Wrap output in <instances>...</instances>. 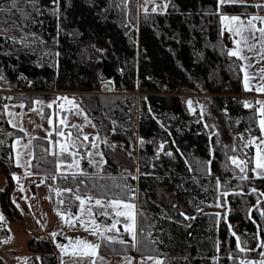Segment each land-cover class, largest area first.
<instances>
[{"label":"trees","instance_id":"1","mask_svg":"<svg viewBox=\"0 0 264 264\" xmlns=\"http://www.w3.org/2000/svg\"><path fill=\"white\" fill-rule=\"evenodd\" d=\"M137 11V0L0 6V84L14 92L9 98L0 92V172L7 179L0 207L8 220L20 213L11 199L21 170L12 141L22 131L8 123L4 104L28 94L76 92L116 141L101 144V172L86 159L82 172H59V154L40 136L33 139L31 172L59 190L49 191L65 202L63 210L75 207L76 192L135 200V243L103 239L101 251L160 257L161 264L256 258L257 226L264 237V176L253 175L250 162L233 161L245 154L243 140L259 131L256 96L245 89L220 16L264 13V4L168 0L164 9ZM107 83L139 94H77ZM194 91L205 94L201 115L182 96ZM87 98H94V109ZM218 202L227 209L219 211ZM6 230L0 220V233ZM27 247L39 253L34 264H59L47 237L29 238Z\"/></svg>","mask_w":264,"mask_h":264},{"label":"rangeland","instance_id":"2","mask_svg":"<svg viewBox=\"0 0 264 264\" xmlns=\"http://www.w3.org/2000/svg\"><path fill=\"white\" fill-rule=\"evenodd\" d=\"M57 1L0 0V6L12 4L38 8L56 6ZM236 1L249 0H234ZM137 2V13L141 14L147 10H154L156 7L164 9L168 0H137ZM218 2L233 1L218 0ZM247 32L248 35H252L251 30ZM254 39L241 43L238 51L241 52L243 49L246 53L251 50L252 45L256 47L257 42ZM256 58L255 63L246 67L249 69L250 78L253 77L258 84L255 90L258 93L255 104L259 131L243 140L245 154L242 155V159L236 157L233 161L237 164L242 162L245 165L250 162L253 175L264 176V82L262 83L264 57ZM102 86H105V89L79 91L77 94H86L89 97L107 93L139 94L137 90L128 92L114 90L112 84L111 89H107L106 84ZM0 92L7 95V98L14 93L2 84H0ZM254 92L248 95L254 96ZM72 93L58 92L44 96L38 95L34 98L29 97V94L24 95L23 103L33 99L25 105L23 111H17L15 108L22 101L6 102L9 118L18 126L11 125L22 131L20 137L13 139L14 145L12 141L15 160L20 161L22 168L14 174L11 199L20 213L15 220H8L0 207V220L7 229L6 233H0V260L6 264H34L33 259L35 258L39 261V253L28 249L27 240L42 236L47 237L53 243L58 255L66 256L67 253H71V258L74 256L78 258L61 259L63 264L76 261L81 263L85 261L87 255H93L94 264H101V258L104 259H102L103 264H132L133 257L128 254H108L101 252L97 247L101 239L135 243L137 209L134 199L92 196L76 192L74 194L77 199L75 207L63 210L65 202L51 199L49 191L50 189L55 192L59 190L53 185H46L41 174L24 169L30 158L31 141L34 137L40 136L48 139L50 150L59 154L57 166L59 172L78 173L86 170L82 164L84 159L88 160L94 172H101L104 162L101 144L112 146L116 141L110 134L111 131H106L108 128L106 124L93 120ZM182 96H185L189 111L198 110L200 115L203 113L204 103L201 97L205 94L194 91L183 93ZM93 100L87 98L86 104L94 109L95 100ZM209 133L212 134L213 131L210 130ZM246 151H252V155ZM132 175L136 176V174ZM6 181L5 175L0 172V189L5 187ZM219 193L226 195L227 191L220 190ZM217 207L219 211L223 208L227 209V205L221 202L217 203ZM257 230L258 226L256 233L254 232L258 239L254 249L257 250L258 256L256 258L243 256L239 259L241 264H264V237L260 236ZM210 259V264H217V256H212Z\"/></svg>","mask_w":264,"mask_h":264},{"label":"crops","instance_id":"3","mask_svg":"<svg viewBox=\"0 0 264 264\" xmlns=\"http://www.w3.org/2000/svg\"><path fill=\"white\" fill-rule=\"evenodd\" d=\"M231 1L234 2V0H231ZM241 3L264 4V0H253V1L249 0V1L241 2ZM220 22H221V26L223 30L231 38L230 39L231 41L230 51L239 58L241 69H242V75H243V84L245 86V89L255 91L258 87V84L254 81L253 77L250 78L251 77L250 72L247 67L255 63V61L257 60L256 57H264V13H254V14H249V15L227 14V13L221 14ZM248 30H251L252 32L251 36L248 35V32H247ZM253 38H255L254 40H256L257 42L256 47L252 45L251 50L246 53H244L243 49L241 50V52L238 51V47L241 43L247 42L248 40L253 41ZM263 82H264V78H262V83ZM254 93L255 95L258 96V93L256 91ZM18 101L20 102L21 100H18ZM7 105L8 104L5 103L3 107L5 117L8 123H10V125L11 124L16 125L9 118ZM25 105L26 104L23 103L22 101L18 104V106H15V108L17 111H23L25 108ZM18 137H15L14 140ZM14 140H13V145L15 142ZM12 151H13V161L21 169L22 165L20 161L15 160L14 148H12ZM32 156H33V139L31 141L30 158L28 159L27 166L24 167L26 171L31 170ZM102 240L103 239L99 240L98 247H97L98 250L100 251H101L100 244ZM128 255L133 257L132 264H161L162 262V258L160 257H141L136 254H133V255L128 254ZM71 256H72L71 253H67L66 256H62V254H59L60 264H63L61 259H78L76 258V256H74L73 258H71ZM102 259L103 258H101V264H103ZM71 264H94L93 255H87L85 258V261H81V263H78L76 261V262H72Z\"/></svg>","mask_w":264,"mask_h":264},{"label":"water","instance_id":"4","mask_svg":"<svg viewBox=\"0 0 264 264\" xmlns=\"http://www.w3.org/2000/svg\"><path fill=\"white\" fill-rule=\"evenodd\" d=\"M102 88L105 89V86H102ZM106 88L111 89V84H107ZM263 91H264V89H263Z\"/></svg>","mask_w":264,"mask_h":264}]
</instances>
